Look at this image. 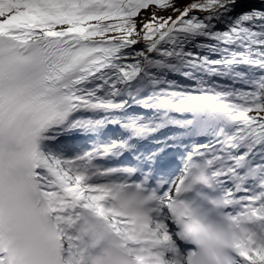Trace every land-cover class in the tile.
I'll return each mask as SVG.
<instances>
[{
    "label": "snow or ice",
    "instance_id": "6c2138e0",
    "mask_svg": "<svg viewBox=\"0 0 264 264\" xmlns=\"http://www.w3.org/2000/svg\"><path fill=\"white\" fill-rule=\"evenodd\" d=\"M0 264H264V0H0Z\"/></svg>",
    "mask_w": 264,
    "mask_h": 264
},
{
    "label": "rangeland",
    "instance_id": "374dc122",
    "mask_svg": "<svg viewBox=\"0 0 264 264\" xmlns=\"http://www.w3.org/2000/svg\"><path fill=\"white\" fill-rule=\"evenodd\" d=\"M145 15H147V13H145Z\"/></svg>",
    "mask_w": 264,
    "mask_h": 264
}]
</instances>
